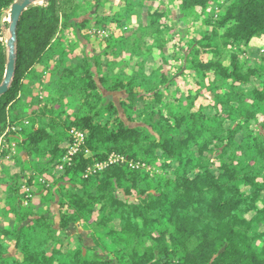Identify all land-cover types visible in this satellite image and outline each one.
<instances>
[{
  "label": "trees",
  "instance_id": "1",
  "mask_svg": "<svg viewBox=\"0 0 264 264\" xmlns=\"http://www.w3.org/2000/svg\"><path fill=\"white\" fill-rule=\"evenodd\" d=\"M16 1L0 0V85L1 19ZM154 1L115 0L104 13L110 0H47L24 11L0 96V160L10 158L0 264H264V55L255 65L239 55L264 37V0H179V19L203 14L211 28L188 43L180 70L197 89L187 92L165 71L170 10ZM113 25L119 33L98 34ZM65 31L80 51L63 44ZM207 92L211 102L196 106ZM73 127L86 140L59 170ZM113 154L139 166L88 173ZM80 224L92 245L67 235Z\"/></svg>",
  "mask_w": 264,
  "mask_h": 264
},
{
  "label": "rangeland",
  "instance_id": "2",
  "mask_svg": "<svg viewBox=\"0 0 264 264\" xmlns=\"http://www.w3.org/2000/svg\"><path fill=\"white\" fill-rule=\"evenodd\" d=\"M82 1V0H80ZM115 0H110L107 5L101 10L102 12H113L116 10L115 8H118L119 6L115 4ZM156 6H159L161 8L165 7V9L170 10L169 17L167 19V25L169 26V29L166 31V39L168 40L166 51L171 57V64L166 67L165 71L168 73L170 77H175L181 80V83L178 85L181 91H191L197 89V86L195 84L194 78L189 75L188 73H181L180 67L183 66L184 62V54L189 51L188 49V43L192 41L194 38H200L202 36V33L211 30V28L207 27V25L203 24V21L205 19V15L200 14L199 16H189L185 20H181L179 18H182V15L180 14V5L181 2L179 0L171 1V0H155L154 1ZM224 6V3H216L210 9H208V16H212L214 19L218 17L219 13L222 11V7ZM9 15L6 17V20L8 21ZM111 30H106L108 35L113 33H119V28L116 26H111ZM86 28L85 32L91 36L92 39L97 40V38L92 34L94 33L95 29ZM97 30V29H96ZM61 37L63 40V44L66 46L71 47H77L75 49H79L80 51L82 48L81 46L75 44L76 40L74 36L65 31L61 32ZM5 38L6 40L9 38V30L8 27L5 28ZM223 52V60L224 62H229V49L221 48ZM244 52H239L240 59L243 62L249 63L251 65H255L256 63H259L261 60V56L264 55V37L263 38H254L250 46L243 47L242 48ZM200 59L208 60L210 58V55L207 53H202L198 56ZM42 94V93H41ZM117 98V96L115 95ZM212 100V93L207 92L206 94L202 95L196 100V106L199 105H207ZM10 158H4L0 160V170L9 163ZM109 159V158H108ZM108 161V160H106ZM106 161L100 162L105 163ZM98 172V171H97ZM70 188V186H68ZM5 198V193L0 191V200ZM2 205L0 204V207ZM0 223H8V221L5 218L0 217ZM84 224H80L77 228L75 225L70 226L67 229V235L75 237V235H81L84 237L87 241V243L91 244V239L88 237V230L84 228ZM11 244V243H10ZM12 245V244H11ZM92 245V244H91ZM13 248V247H12ZM13 249L12 251H14ZM15 252V251H14Z\"/></svg>",
  "mask_w": 264,
  "mask_h": 264
},
{
  "label": "water",
  "instance_id": "3",
  "mask_svg": "<svg viewBox=\"0 0 264 264\" xmlns=\"http://www.w3.org/2000/svg\"><path fill=\"white\" fill-rule=\"evenodd\" d=\"M43 1H47V0H17L16 2L13 3L8 13H6L1 19L2 23H4L5 21H7L6 17L9 15V19H8L9 38L6 40V44L8 47V63H7V69L4 80L0 85V96L8 92L16 73V64L18 57L16 44H17V27L19 21L24 11H26L29 7L35 4L42 3Z\"/></svg>",
  "mask_w": 264,
  "mask_h": 264
},
{
  "label": "built area",
  "instance_id": "4",
  "mask_svg": "<svg viewBox=\"0 0 264 264\" xmlns=\"http://www.w3.org/2000/svg\"><path fill=\"white\" fill-rule=\"evenodd\" d=\"M98 34L100 36H107L108 33L106 30H99ZM86 140V134L84 131L73 127L70 130V138H69V143H68V150L66 153V156L63 160V162L58 166L59 170H62L66 164H69L72 160V157L79 151L81 146L84 144ZM2 143V138H0V154H1V144ZM118 162H128L130 166L132 167H138V164H135L132 161H129L126 157L121 156V155H116L113 154L109 157L108 161L105 163H97L93 167H90L88 169V173L96 172V171H102L103 169L107 168L109 165L113 163H118Z\"/></svg>",
  "mask_w": 264,
  "mask_h": 264
}]
</instances>
